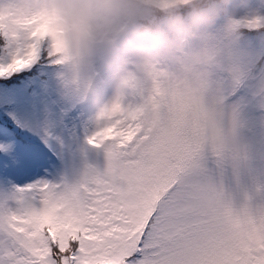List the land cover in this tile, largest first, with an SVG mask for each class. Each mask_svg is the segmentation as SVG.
Segmentation results:
<instances>
[{
    "label": "snow or ice",
    "instance_id": "snow-or-ice-1",
    "mask_svg": "<svg viewBox=\"0 0 264 264\" xmlns=\"http://www.w3.org/2000/svg\"><path fill=\"white\" fill-rule=\"evenodd\" d=\"M39 19L0 12V264H264V210L236 211L197 170L204 135L106 110L103 170L58 177L56 55ZM26 117L38 128L22 130Z\"/></svg>",
    "mask_w": 264,
    "mask_h": 264
},
{
    "label": "clouds",
    "instance_id": "clouds-1",
    "mask_svg": "<svg viewBox=\"0 0 264 264\" xmlns=\"http://www.w3.org/2000/svg\"><path fill=\"white\" fill-rule=\"evenodd\" d=\"M39 19L56 55L54 109L95 122L106 110L229 143L231 98L264 111V6L242 0H0Z\"/></svg>",
    "mask_w": 264,
    "mask_h": 264
},
{
    "label": "rangeland",
    "instance_id": "rangeland-1",
    "mask_svg": "<svg viewBox=\"0 0 264 264\" xmlns=\"http://www.w3.org/2000/svg\"><path fill=\"white\" fill-rule=\"evenodd\" d=\"M245 5L264 6V0H242ZM257 29L248 30L256 38ZM248 95L241 88L231 98L238 118L234 130L228 133V145L218 150L207 147L197 159L201 178L211 183L236 211L245 207L264 210V111L242 101ZM62 123L73 129L74 135L59 138L56 145L60 161L58 177L67 184L77 183L89 168L103 170L106 157L102 149L87 144L86 137L96 129V122L83 113H61ZM22 130L36 132L38 128L26 117L20 118Z\"/></svg>",
    "mask_w": 264,
    "mask_h": 264
}]
</instances>
